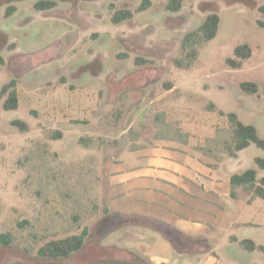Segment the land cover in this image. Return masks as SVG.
<instances>
[{
	"label": "rangeland",
	"instance_id": "374dc122",
	"mask_svg": "<svg viewBox=\"0 0 264 264\" xmlns=\"http://www.w3.org/2000/svg\"><path fill=\"white\" fill-rule=\"evenodd\" d=\"M36 1L0 0V89L16 79L19 97L10 110L0 97V233L12 236L0 264L259 262L238 243L220 244L225 235L264 236V199L239 215L247 187L229 181L248 168L264 175L255 161L264 149L235 150L221 111L264 138V0H183L176 12L165 0L142 11L140 0H54L42 10ZM120 8L133 15L114 23ZM213 10L215 37L184 47ZM245 42L252 54L233 69L225 60ZM171 141L184 151L173 157L183 167L173 183ZM206 163L220 180L204 176ZM235 218L252 225L232 226ZM83 228L80 252L37 254Z\"/></svg>",
	"mask_w": 264,
	"mask_h": 264
},
{
	"label": "trees",
	"instance_id": "16d2710c",
	"mask_svg": "<svg viewBox=\"0 0 264 264\" xmlns=\"http://www.w3.org/2000/svg\"><path fill=\"white\" fill-rule=\"evenodd\" d=\"M183 0H165V9L168 11L176 12L182 7ZM54 0H37L34 4L36 9L42 10L51 8L54 6ZM152 0H140L136 11H142L150 7ZM14 10V6L9 5L6 8L5 13L9 14ZM258 10L264 14V4L258 6ZM133 15L132 10L128 8H120L113 10L111 14V20L114 23L121 22L126 19H130ZM220 17L219 14L213 10L204 19V21L192 31L185 34L182 45L184 47L196 42V37H199L202 41H208L215 37ZM252 54V49L248 43H242L236 45L233 49V57L226 58V64L233 69L240 68L243 61L248 59ZM188 55L192 58H196L197 50L191 48ZM0 63H3V59L0 57ZM178 66L181 65V61H176ZM189 64L186 65V68ZM17 80L11 79L2 85L0 89V97L5 96L3 102V108L6 110L16 109L19 105L18 93L16 89ZM240 87L247 93H257L258 86L255 82L243 81L240 83ZM171 88V87H170ZM264 93V90H263ZM221 114L226 115L228 121L232 125V139L235 144V150H241L254 143L256 146L264 149V138L260 137L256 127L251 124H244L234 112ZM13 126H16L21 131L28 129V124L21 119H13L11 121ZM230 155H235L232 151ZM256 163L264 168V159L256 158ZM230 181L234 185H248L253 187L256 182V170L254 168H248L241 173H234L230 177ZM259 184L255 187L254 192L257 196L264 199V176L258 180ZM87 235V229L83 228L80 233L72 234L63 238L51 239L45 242L37 249V254L46 259L65 258L77 252H80L85 246V238ZM12 241V236L8 232L0 233V245H9ZM240 244L247 250H254L255 248L264 249L263 246L257 247L255 243L250 239H242Z\"/></svg>",
	"mask_w": 264,
	"mask_h": 264
},
{
	"label": "crops",
	"instance_id": "0c3cea01",
	"mask_svg": "<svg viewBox=\"0 0 264 264\" xmlns=\"http://www.w3.org/2000/svg\"><path fill=\"white\" fill-rule=\"evenodd\" d=\"M19 99V97H18ZM170 143H173L174 145H176L173 141H171ZM183 145H176V146H173L174 147V150H175V153L172 152V154H170V183H173L176 178L178 177L176 175V173L178 175H181V172L180 170L183 168L182 166H180V160H174V156L176 157V155H178V153L176 152H182L183 151V147H181ZM184 152V151H183ZM176 154V155H175ZM179 157V156H177ZM187 161V160H186ZM209 164L211 165V163H206L205 167L207 170H209L208 166ZM217 166V164H216ZM261 169H264V168H261ZM204 170L205 171V174L204 176L209 178V182H217L219 179V177L215 176V174L212 172V170ZM256 170V169H255ZM234 174V173H232ZM229 175V181H230V177L231 175ZM264 175H258L257 173V170H256V182H255V185L253 187L251 186H248V185H244L243 187L245 188V186L247 188H245V191H246V196L244 198V200L239 204L238 206V214L239 215H243L245 213H249L253 210V203L256 201V198L259 197L255 194L254 192V189L255 187L259 184L258 180ZM231 182V181H230ZM231 196H235L234 193H230ZM261 198V197H260ZM263 199V198H262ZM249 225H252L251 222H247V221H244V220H241L239 218H235V220L232 222V226H236V227H244V226H249ZM261 225H264V222L261 224ZM261 234H264V231L261 233ZM262 237H264L263 235L262 236H257V238H242V239H250L252 240L255 245L257 247L259 246H263L264 247V242L260 239H262ZM241 238H239L236 234H231V235H228L227 238H226V235L224 237H222V240L220 242V244L223 245V243L225 242V240H228L230 242H234V243H238L244 250H247L245 249L241 244H240V241L242 240ZM247 251H250V252H253L255 257H257L260 261L259 262H256L254 264H261L262 263V260L261 258L264 256V249H260V248H255L254 250H247Z\"/></svg>",
	"mask_w": 264,
	"mask_h": 264
}]
</instances>
